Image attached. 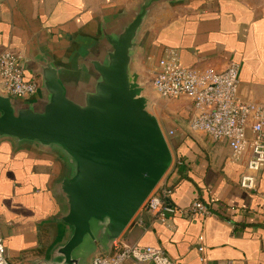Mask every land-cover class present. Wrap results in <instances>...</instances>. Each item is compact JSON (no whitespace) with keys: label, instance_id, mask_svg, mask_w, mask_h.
I'll list each match as a JSON object with an SVG mask.
<instances>
[{"label":"crops","instance_id":"0c3cea01","mask_svg":"<svg viewBox=\"0 0 264 264\" xmlns=\"http://www.w3.org/2000/svg\"><path fill=\"white\" fill-rule=\"evenodd\" d=\"M140 0H0V54L21 56L26 80H37L43 57L61 71L65 83L82 76L81 61L96 52L103 30L113 29ZM145 30L138 49L139 72L152 79L166 49H175L184 68L225 70L240 65L239 94L264 104V0H163ZM0 95L21 104L0 86ZM173 120H165L172 164L161 184L173 189L176 208L203 202L206 218L188 221L180 215L166 222L139 212L118 238L121 242L161 248L178 264H264V169L256 191L240 187L244 161L230 159L226 142L189 129L194 106L185 98L170 101ZM163 109L159 108L158 115ZM161 124V123H160ZM181 160V164H177ZM63 159L32 143L0 139V232L11 264H35L50 258L66 241L61 222L66 213L58 184L66 174ZM142 218L143 224H138ZM203 236L204 252L198 238ZM111 246L96 250L112 253Z\"/></svg>","mask_w":264,"mask_h":264},{"label":"water","instance_id":"95a60500","mask_svg":"<svg viewBox=\"0 0 264 264\" xmlns=\"http://www.w3.org/2000/svg\"><path fill=\"white\" fill-rule=\"evenodd\" d=\"M165 2L140 0L103 30L74 85L43 57L36 103L0 95V139L55 153L67 170L58 191L69 236L35 264H86L121 236L171 167L168 140L151 107L152 79L138 67L143 34Z\"/></svg>","mask_w":264,"mask_h":264},{"label":"built area","instance_id":"2783aa9c","mask_svg":"<svg viewBox=\"0 0 264 264\" xmlns=\"http://www.w3.org/2000/svg\"><path fill=\"white\" fill-rule=\"evenodd\" d=\"M239 71L237 62H230L223 71L184 68L180 66L177 50L166 49L152 77V87L162 100L185 98L191 101L194 114L189 121V129L204 133L212 140L226 142L231 161L237 164L244 161L240 187L256 191L259 174L264 169V104L240 96ZM0 86H4L12 97L21 100L35 98L40 90L37 80L25 79L21 56L12 50L0 54ZM165 135L168 138L174 132H165ZM181 163V160L177 162ZM173 192L160 182L138 213L143 210L151 212L161 222L174 215L188 221L209 216V208L199 200L188 207L176 208L169 201ZM137 222L142 225V218ZM203 240V236L198 238L200 253L205 250ZM112 250L108 255H96L91 264H178L161 248L127 244L117 239ZM200 261L206 264L202 255ZM0 264H11L1 232ZM217 264L235 262L226 260Z\"/></svg>","mask_w":264,"mask_h":264},{"label":"rangeland","instance_id":"374dc122","mask_svg":"<svg viewBox=\"0 0 264 264\" xmlns=\"http://www.w3.org/2000/svg\"><path fill=\"white\" fill-rule=\"evenodd\" d=\"M151 95V100H152V109L155 115H157V112L159 108L163 109L162 115H158L159 120L161 121V125L164 126V121L165 120H173V115L171 111H169V103L170 101H165L157 97L156 93L153 90V87L151 86V90L149 91Z\"/></svg>","mask_w":264,"mask_h":264}]
</instances>
